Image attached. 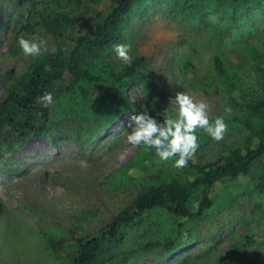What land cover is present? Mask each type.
I'll return each mask as SVG.
<instances>
[{"label":"rangeland","instance_id":"374dc122","mask_svg":"<svg viewBox=\"0 0 264 264\" xmlns=\"http://www.w3.org/2000/svg\"><path fill=\"white\" fill-rule=\"evenodd\" d=\"M112 1L43 3L48 9L86 18L107 12ZM199 2L146 0L139 5L123 27L119 43L130 46L132 61L145 59L136 78L120 86L89 85L83 95L69 90L70 77H65L47 105L53 115L51 128L21 149L1 150L0 200L6 213L0 219V264H65L54 257L46 239L72 244L95 236L150 185L191 180L192 170L174 167L175 158L161 161L145 145L128 143L129 117L142 105L162 122L163 115L175 117L169 98L182 91L209 105L210 121L224 117L229 131L221 141L197 129L199 148L191 159L195 165L214 162L243 145L246 133L234 123L235 111L227 98L231 94L237 101L246 99L257 87L258 74L264 70V9L238 15L237 26L219 44L215 27L229 22L189 12L188 5ZM27 9L26 4L0 0V101L37 57L60 45L59 39L37 26L29 38L45 39L47 51L35 57L23 53L16 41L23 35ZM235 37H241L237 44L231 41ZM216 57L232 84L217 78ZM186 63L192 64L188 71ZM100 66L103 72L118 74L127 64L118 59L113 47L103 54ZM116 116L93 141L80 146L76 132L81 125ZM263 168L264 155L246 178L215 185L210 192L212 207L180 229L178 218L162 212L151 213L145 224L127 229L125 247L134 251L130 264H254L264 250V193L253 188ZM169 236L179 237L178 243L185 246L174 254L165 252L163 243ZM146 243L152 246L145 248Z\"/></svg>","mask_w":264,"mask_h":264},{"label":"trees","instance_id":"16d2710c","mask_svg":"<svg viewBox=\"0 0 264 264\" xmlns=\"http://www.w3.org/2000/svg\"><path fill=\"white\" fill-rule=\"evenodd\" d=\"M6 1L28 7L21 28L24 38H29L35 27L40 26L59 39L60 45L54 52L37 57L27 72L7 88L5 97L0 101V152L21 149L51 128L52 112L37 98L45 93L52 94L65 77H70L69 90L85 95L89 85L111 82L120 86L135 79L139 67L145 62L143 57L134 59L118 74L103 72L100 66L103 54L123 40V27L146 0H113L107 12L98 11L95 16L86 18L48 9L43 0ZM200 1V5H188L189 12L198 13L200 18L210 14L229 22L226 26L220 24L215 27L219 44L225 34L237 26L238 15L252 8L264 9V0ZM232 40L237 44L241 37ZM16 42L18 45V39ZM184 67L188 71L192 64L186 63ZM213 68L218 79H227L232 84L226 68L217 57L213 60ZM257 79V87L246 95V99L237 101L231 94L227 98V104L235 111L234 123L246 133L241 147H235L226 156L202 166L195 165L190 159L187 167L193 172L191 180L150 185L95 236L78 239L72 244L63 239H46L54 257L65 264H130L134 251L125 247L126 230L145 224L151 213L162 212L178 218V229L201 219L212 207L210 192L214 186L246 178L252 165L264 155V70ZM229 89L232 92V87ZM116 119L117 116L106 122L93 121L87 126L81 125L76 132L80 146L93 141ZM148 150L156 153L155 149ZM253 188L264 193V168ZM5 213V206L0 200V219ZM178 239L169 236L163 243V250L170 254L180 251L186 243H178ZM150 246V243L145 244V248ZM254 264H264V250L257 254Z\"/></svg>","mask_w":264,"mask_h":264},{"label":"clouds","instance_id":"9594fccd","mask_svg":"<svg viewBox=\"0 0 264 264\" xmlns=\"http://www.w3.org/2000/svg\"><path fill=\"white\" fill-rule=\"evenodd\" d=\"M18 46L27 56H39L47 51V41L33 36L29 39L21 36ZM114 51L120 61L131 65L132 56L130 46L126 44L114 45ZM37 100L45 105L53 102L51 93H45ZM168 104L173 106L176 115H163L162 122L151 115L143 105L138 113L129 117L126 133L128 143L131 145H145L148 149H155L156 155L161 161H168L174 157V167H186L188 161L193 158L199 148L197 129L205 130L215 141H221L229 131L224 117H217L210 121L209 105L201 100L196 102L193 97L185 92L178 91L174 98H169ZM227 113L231 112L226 108Z\"/></svg>","mask_w":264,"mask_h":264}]
</instances>
